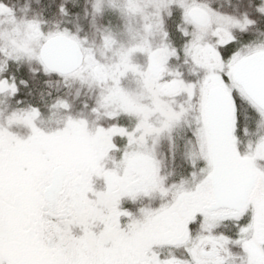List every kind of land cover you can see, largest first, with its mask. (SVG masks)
Listing matches in <instances>:
<instances>
[{
    "label": "snow or ice",
    "instance_id": "6c2138e0",
    "mask_svg": "<svg viewBox=\"0 0 264 264\" xmlns=\"http://www.w3.org/2000/svg\"><path fill=\"white\" fill-rule=\"evenodd\" d=\"M166 7L156 9L161 46L152 49L146 38L111 67L99 65L79 30L58 24L45 33L40 22H28L38 50L3 53L0 95L18 98L56 79L88 87L96 98L94 121L73 116L59 98L51 107L67 116L55 129L39 127L37 106L0 119V264H231L232 247L241 264H264V136L247 150L242 140L264 128V40L256 38L264 35V0H242L240 16L202 6L204 23L183 8L179 47L164 27ZM56 11L71 14L64 5ZM104 11V0H91L93 19ZM5 14L14 20L0 3ZM101 39L105 49L115 43L110 35ZM136 52L147 56L146 66L132 62ZM181 53L194 79L169 69ZM18 59L36 67L13 71ZM129 73L141 84L136 98L121 87ZM117 97L128 103L113 115L108 107ZM170 166L178 172L166 174ZM141 200L157 204L141 207ZM225 223L234 225L233 235L218 231Z\"/></svg>",
    "mask_w": 264,
    "mask_h": 264
},
{
    "label": "rangeland",
    "instance_id": "374dc122",
    "mask_svg": "<svg viewBox=\"0 0 264 264\" xmlns=\"http://www.w3.org/2000/svg\"><path fill=\"white\" fill-rule=\"evenodd\" d=\"M0 3L5 4L9 9L14 11V20L11 16L5 14L0 16V65L4 61L3 53L7 50L13 53L23 48H31L38 50L39 43L33 40L28 22H40L42 30L47 33L53 31L58 24L61 28H70L73 32L79 30L82 37H87L88 47L94 49L96 60L101 66H114L119 61V53L127 52L128 50L143 43L147 38L152 49L159 48L162 42V36L158 29L160 24V16L156 15V9L161 5H167L163 10L164 27L173 33L175 39L172 43H177L179 36L175 34V27L179 23L180 14L183 8L191 10V14L201 12V7L210 4L220 12L229 13L234 16H240L242 8V0H104L105 11L102 16H97L93 19L90 12L91 0H0ZM64 5L70 11V15L61 16L56 10ZM88 9L86 15L85 10ZM204 16V15H203ZM196 20V19H194ZM201 23L207 21V17L199 20ZM46 22V23H45ZM152 26V32L149 34L146 29ZM102 35H110L114 37L115 43L110 49H105L102 46ZM238 40H244L245 37L237 33ZM258 40H264V35L257 34ZM179 47V44L177 43ZM132 62L135 65L144 67L147 64V56L136 52L132 55ZM87 61V55L85 56ZM36 67L29 64L27 59H18L17 64L11 65L14 71L19 68L21 71H26L28 67ZM173 72L183 73L186 80L194 79L191 73V65L184 63L183 53L179 60L172 59L168 65ZM95 71V69H94ZM121 87L129 94L130 97L136 98L141 94V84L139 77L129 73L127 77L121 80ZM68 101L71 105V114L75 117L81 115L87 117L89 121H94L95 117L91 114V107L94 104L96 94L88 87H81L79 83L57 82L56 79H50L48 84H39L31 89V94L28 90H24L18 98H10L0 95V119L9 115L13 111L20 109H29L30 106L40 108L41 115L38 120V125L43 130H52L60 126V123L65 120L67 113L52 109L57 99ZM143 99V98H142ZM22 100L20 103L18 101ZM182 98L177 97L176 103H181ZM128 103L127 97H117L111 100L108 111L110 114H117ZM150 101L143 99V106H147ZM87 106V107H86ZM106 125L111 121L104 120ZM120 122L132 128L135 125L134 120H130L121 116ZM20 135L26 133V129H13ZM184 135L183 130L178 129L175 133L177 141H181ZM264 136V128L252 129L249 136L242 137L243 147L247 150L249 141L255 142L259 137ZM114 155H116L114 153ZM167 155L166 143L160 147V156L165 158ZM179 163V162H178ZM173 171L178 172L171 166L165 170L166 174ZM178 176H171L170 179H177ZM98 188H102L101 184H97ZM155 200H141L139 206L149 207L155 206ZM218 231L226 235H233L236 231L231 223H225L220 226ZM165 255L171 252L176 256H183L184 253L180 249H162ZM231 264H241L239 257L240 250L237 247H232L230 253Z\"/></svg>",
    "mask_w": 264,
    "mask_h": 264
},
{
    "label": "water",
    "instance_id": "95a60500",
    "mask_svg": "<svg viewBox=\"0 0 264 264\" xmlns=\"http://www.w3.org/2000/svg\"><path fill=\"white\" fill-rule=\"evenodd\" d=\"M192 16H193V19H196V20H201L204 17L202 13H198V12L193 13Z\"/></svg>",
    "mask_w": 264,
    "mask_h": 264
}]
</instances>
